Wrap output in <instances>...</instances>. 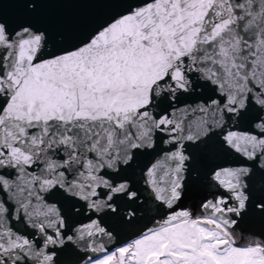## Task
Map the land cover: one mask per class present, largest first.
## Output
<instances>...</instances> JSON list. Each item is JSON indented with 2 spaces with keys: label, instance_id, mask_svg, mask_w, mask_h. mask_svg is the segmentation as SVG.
Masks as SVG:
<instances>
[{
  "label": "snow or ice",
  "instance_id": "obj_1",
  "mask_svg": "<svg viewBox=\"0 0 264 264\" xmlns=\"http://www.w3.org/2000/svg\"><path fill=\"white\" fill-rule=\"evenodd\" d=\"M0 264H264V0H0Z\"/></svg>",
  "mask_w": 264,
  "mask_h": 264
}]
</instances>
